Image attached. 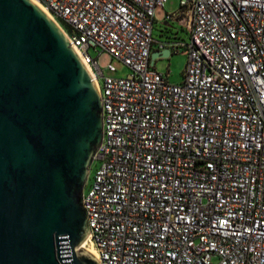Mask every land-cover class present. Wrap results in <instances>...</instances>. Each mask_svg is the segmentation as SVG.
<instances>
[{"label":"built area","instance_id":"obj_1","mask_svg":"<svg viewBox=\"0 0 264 264\" xmlns=\"http://www.w3.org/2000/svg\"><path fill=\"white\" fill-rule=\"evenodd\" d=\"M35 1L102 95L85 248L101 264H264V0H179L165 21L187 37L165 41L155 11L169 0ZM154 46L187 55L180 83ZM91 48L130 75H105Z\"/></svg>","mask_w":264,"mask_h":264},{"label":"water","instance_id":"obj_2","mask_svg":"<svg viewBox=\"0 0 264 264\" xmlns=\"http://www.w3.org/2000/svg\"><path fill=\"white\" fill-rule=\"evenodd\" d=\"M103 135L101 91L62 27L0 0V264H101L83 196Z\"/></svg>","mask_w":264,"mask_h":264},{"label":"rangeland","instance_id":"obj_3","mask_svg":"<svg viewBox=\"0 0 264 264\" xmlns=\"http://www.w3.org/2000/svg\"><path fill=\"white\" fill-rule=\"evenodd\" d=\"M179 7V0H169L166 4L165 8H157L155 11V26H154V39L157 41H165L167 40V34H163L160 30V26L165 25V16L167 12H173L177 10ZM61 23V22H59ZM169 33H171L174 29L175 31H179V34L182 37H187L186 31L182 26L179 25L177 21H173L169 24ZM165 33V32H164ZM89 54L93 59L98 58L99 66L102 70H104L105 75H111L114 77H127L130 75V68L125 65L123 62L113 58L108 52H102L101 49L91 48L89 50ZM112 63L116 67L115 72H110L107 70V65ZM187 64V55L184 52H177L171 54L166 57H161L156 59V68L161 73L169 72V81L172 83H180L183 80V73ZM96 168V162L92 165L88 184L92 182L94 173Z\"/></svg>","mask_w":264,"mask_h":264},{"label":"trees","instance_id":"obj_4","mask_svg":"<svg viewBox=\"0 0 264 264\" xmlns=\"http://www.w3.org/2000/svg\"><path fill=\"white\" fill-rule=\"evenodd\" d=\"M172 21H170V22H166L165 21V25L163 26H160V30H161V32L163 33V34H168V32H170L169 31V28H168V26H170L169 24L171 23ZM184 28L182 27V30H183ZM185 30V29H184ZM165 32V33H164ZM173 35H175L174 37H177V38H184V37H182L180 34H179V31H175V29L171 32Z\"/></svg>","mask_w":264,"mask_h":264},{"label":"crops","instance_id":"obj_5","mask_svg":"<svg viewBox=\"0 0 264 264\" xmlns=\"http://www.w3.org/2000/svg\"><path fill=\"white\" fill-rule=\"evenodd\" d=\"M167 35H169V36H167V38H166L167 40L172 39V38H174V36H175V35H173L172 33H169V32H168ZM156 50H158V47H157V46H154V47H153V50H152V53H153L154 51H156ZM151 61L153 62L152 58H151ZM155 64H156V63H155Z\"/></svg>","mask_w":264,"mask_h":264},{"label":"bare ground","instance_id":"obj_6","mask_svg":"<svg viewBox=\"0 0 264 264\" xmlns=\"http://www.w3.org/2000/svg\"><path fill=\"white\" fill-rule=\"evenodd\" d=\"M36 4H38L48 15H50L51 16V14L49 13V11H47V9L41 4V3H39L38 1H35V0H33ZM77 50V49H76ZM78 51V50H77ZM78 53H79V51H78ZM84 247H85V245H84ZM88 250H92V249H88ZM94 251V250H93Z\"/></svg>","mask_w":264,"mask_h":264}]
</instances>
